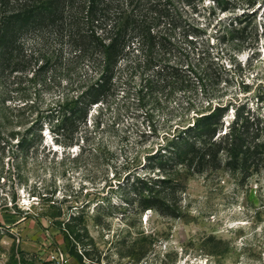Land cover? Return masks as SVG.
<instances>
[{"label": "rangeland", "instance_id": "1", "mask_svg": "<svg viewBox=\"0 0 264 264\" xmlns=\"http://www.w3.org/2000/svg\"><path fill=\"white\" fill-rule=\"evenodd\" d=\"M182 1L175 0L171 27L160 23L154 29L164 49L146 47L143 54L165 65L168 86L159 90L152 85L154 67L126 68L123 63L115 76L117 88L93 109L90 125L78 134L81 148L64 147L47 125L35 148L18 152L11 148L15 140L0 142V258L5 264H57L51 258L58 251L67 264H264L262 164L245 174L227 170L223 157L217 170L188 175L182 167L181 216L176 219L154 211L137 213L116 190L128 172L150 174L146 157L156 153L170 128L193 122L192 110L205 102L204 92L264 117L261 0L257 17L242 25L258 32L251 50L229 35L222 39L227 15L221 23L217 16L207 22L203 6H212L211 0L197 4L196 13L192 6L198 0L190 7ZM34 39L27 36L26 46ZM48 43L39 51L40 60L48 59L44 70H38V62L32 71L0 78L1 114L14 116V108L36 103L35 112L25 107L22 114L35 118L42 111L45 116L56 101L75 94L71 84L83 67L72 61L68 44ZM234 110L229 106L219 135L233 121ZM153 175L157 178V170ZM81 210L84 227L64 239L61 230Z\"/></svg>", "mask_w": 264, "mask_h": 264}, {"label": "trees", "instance_id": "2", "mask_svg": "<svg viewBox=\"0 0 264 264\" xmlns=\"http://www.w3.org/2000/svg\"><path fill=\"white\" fill-rule=\"evenodd\" d=\"M211 1L212 6H203L207 22L211 24L216 16L215 20L220 23L227 19L222 39L229 35L237 45L254 49L258 32L242 25L257 17L255 6L260 0ZM201 2L198 0L193 5L194 0L182 1L187 7L193 5L194 13ZM260 4L258 8L263 6L264 14V0ZM174 13H177L175 0H0V78L5 74L32 71L38 62L42 65L38 70H44L48 59L43 56L40 60L39 51L49 41L68 44L72 61H77L84 72L71 84L75 94L56 101L45 111V116L38 110L35 118L24 116L22 111L28 106L14 108L17 113L14 116L0 113V125H3L0 142L10 145L15 140L11 148L15 147L18 152L35 148L43 126L47 125L55 139L65 141L64 147L81 148L78 134L90 125L93 109L103 106L117 88L115 76L123 63L126 68L139 67L141 63L154 67L152 85L159 90L168 86L171 78L165 65L159 60H146L143 54L146 47L164 49V40L157 42L154 29L160 23L170 28ZM32 35L34 44L26 46V37ZM222 71L230 72L224 67ZM147 83L146 88L151 86V82ZM214 84L215 81L210 86ZM202 86L206 89V80ZM204 95L205 102L192 110L193 122L185 128H170L156 153L146 157V170L150 174L139 175L135 169L117 184L121 201L135 212L154 211L171 219L179 218L182 167H186L188 175L217 170L220 157L224 167L233 172L245 174L258 171L261 164L264 166V117L247 110L245 105L222 104V99H212L213 94L204 92ZM36 105L32 103L28 110L35 112ZM229 106L235 109L233 121L219 135L221 120ZM154 170L157 178L151 176ZM106 203L110 207L108 200ZM83 213L81 210L78 215H70L65 229L61 230L64 239L77 236V226L84 227ZM54 223L61 224L57 220Z\"/></svg>", "mask_w": 264, "mask_h": 264}, {"label": "built area", "instance_id": "3", "mask_svg": "<svg viewBox=\"0 0 264 264\" xmlns=\"http://www.w3.org/2000/svg\"><path fill=\"white\" fill-rule=\"evenodd\" d=\"M66 256H64V254H62V252L58 251L55 256H53L51 258V260H56L57 264H67V260L65 259ZM0 264H5V261L0 258ZM44 264V263H41Z\"/></svg>", "mask_w": 264, "mask_h": 264}]
</instances>
